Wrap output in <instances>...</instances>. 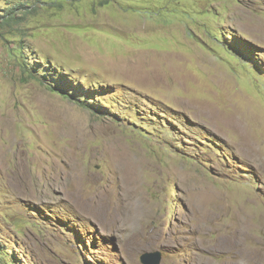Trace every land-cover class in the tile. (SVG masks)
<instances>
[{"label": "rangeland", "instance_id": "rangeland-1", "mask_svg": "<svg viewBox=\"0 0 264 264\" xmlns=\"http://www.w3.org/2000/svg\"><path fill=\"white\" fill-rule=\"evenodd\" d=\"M156 251L264 264V0H0V264Z\"/></svg>", "mask_w": 264, "mask_h": 264}, {"label": "water", "instance_id": "water-1", "mask_svg": "<svg viewBox=\"0 0 264 264\" xmlns=\"http://www.w3.org/2000/svg\"><path fill=\"white\" fill-rule=\"evenodd\" d=\"M143 264H161L162 254L159 251L156 252H147L141 256Z\"/></svg>", "mask_w": 264, "mask_h": 264}, {"label": "trees", "instance_id": "trees-1", "mask_svg": "<svg viewBox=\"0 0 264 264\" xmlns=\"http://www.w3.org/2000/svg\"><path fill=\"white\" fill-rule=\"evenodd\" d=\"M21 5H22V4H21ZM14 11H15V12H17V11H21V12H23V9H21V8H17V9H14ZM10 15L12 16L13 14H9V16H10Z\"/></svg>", "mask_w": 264, "mask_h": 264}]
</instances>
